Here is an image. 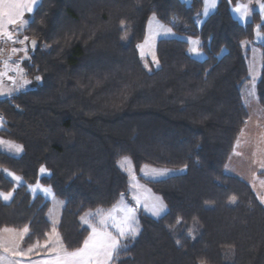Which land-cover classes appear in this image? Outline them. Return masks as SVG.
Instances as JSON below:
<instances>
[{
  "label": "trees",
  "instance_id": "1",
  "mask_svg": "<svg viewBox=\"0 0 264 264\" xmlns=\"http://www.w3.org/2000/svg\"><path fill=\"white\" fill-rule=\"evenodd\" d=\"M238 1L221 0L200 23L204 0H43L26 29L40 43L24 65L34 87L0 100V135L24 150L0 153V192L13 193L8 202L0 196V231L28 228L27 247L47 240L51 204L30 189L40 183L66 202L64 247H81L89 234L81 216L129 196L118 161L130 156L138 169L185 172L148 182L168 211L160 219L141 215L140 235L122 245L114 264H264V205L226 173L250 119L243 43L259 22L257 12L255 23L237 21ZM152 16L200 38L207 58L192 57L187 40L163 39L159 67L149 66L138 46Z\"/></svg>",
  "mask_w": 264,
  "mask_h": 264
},
{
  "label": "rangeland",
  "instance_id": "2",
  "mask_svg": "<svg viewBox=\"0 0 264 264\" xmlns=\"http://www.w3.org/2000/svg\"><path fill=\"white\" fill-rule=\"evenodd\" d=\"M188 1L190 2V0ZM262 4H264V0H239L236 3V7H232L233 17L237 21L244 24L255 23L254 12H257L259 14V22L256 23L254 27L252 41H246L243 43L247 56L248 81L242 90V97L249 110L250 127L244 134H242L235 147V151L237 150V153H234L232 166H234L235 162H239V164L236 163L234 167L228 169L226 168V173H234L235 175L238 173L239 178L244 180V182L250 187L264 190V181L257 175L256 172V169L262 167L264 163V109L259 104L257 91L263 67V51L261 46L264 45V8H261ZM238 6L246 7L247 14L244 15L243 12H236L235 9ZM202 16L203 12H200V17ZM31 20L32 16L29 20H26L25 22L22 21L19 27L15 26L13 28V35L16 43L15 49H17V51L21 53V57H24L27 61L30 59L29 43L31 39L26 35V29L28 28ZM168 29H171V31H167ZM174 38L187 40L189 43V54L195 59L204 60L207 58L206 52L201 48L200 38L189 37L178 33L175 29H173V27L161 21L157 16H152L148 22L146 38L138 46L140 56L149 66L154 65L155 67H159L157 58L158 42L163 39ZM193 49H195V51H193ZM5 85H7V82H5ZM14 85L15 88H10L9 86L1 88L0 100H6L15 94H21L34 87V80L28 77L24 66H21ZM257 122L261 126H259ZM1 128L2 123H0V129ZM0 141H3V144H0V153L8 154L13 157H21L23 155V148L22 151L16 152L14 147L11 149L9 147L10 145L21 147V145L2 136H0ZM124 158H127V163H125ZM118 165L128 175L129 196L127 197L123 195L108 209L99 208L87 211L81 216L80 222L83 227L88 229L89 237L92 227H101L99 224L101 217L96 215L98 212L104 214L105 216L107 213L112 212V215L116 217L117 221H119L123 218L125 213L122 210L114 209H135L133 213V221H130V223H132V226L136 229V234L134 237H120L119 251L127 240L135 239L140 235L141 215H145L153 219H160L168 211V206L165 201L153 190L148 182L168 179L172 176L184 173L185 169H173L152 165H143L138 169L130 156L120 158ZM0 171H2V168H0ZM42 171L43 174L47 173L45 169ZM7 173L11 172H6V175L11 177ZM20 182V179L16 181V186H19ZM30 189L34 194H41L46 198V200L50 201L51 206L47 217L52 225L51 232L47 236V240L45 242H38L36 245L34 244L25 248L21 246V243L30 233L28 228L20 230L3 229L0 231V254L4 257V259L9 261L8 264H16V261L22 258H31V262L33 264H56L55 258L57 253L62 254L65 250L68 252L75 251L81 248L83 244L75 250H67L64 247L62 236L59 231V225L66 202L56 197L49 185L39 183L30 186ZM0 194L3 193L0 192ZM4 195L10 196L9 199H4L8 202L12 199L13 193ZM261 195H264V193L259 194V196ZM154 205L155 210L153 209ZM154 211L157 214H154ZM84 219L88 220L87 224L83 222ZM25 229H27V231H25ZM107 231L111 232L113 235L117 234L116 229L112 226L111 220H108ZM118 251L113 254V257L110 261H108V264H114V259L118 254Z\"/></svg>",
  "mask_w": 264,
  "mask_h": 264
},
{
  "label": "snow or ice",
  "instance_id": "3",
  "mask_svg": "<svg viewBox=\"0 0 264 264\" xmlns=\"http://www.w3.org/2000/svg\"><path fill=\"white\" fill-rule=\"evenodd\" d=\"M36 3V0H0V5H5V7L0 10V35L5 36L7 39H12L11 32L4 30L5 23L15 24L18 19H22V11L27 10L32 11V6ZM206 8L205 14H207V6L209 0H205ZM214 4V0H213ZM261 8H264V4L261 5ZM236 12H243L244 15L247 14L246 7L238 6L235 9ZM167 31H171L168 29ZM34 43V42H33ZM195 51V49H193ZM7 68V65H5ZM37 80H40L37 77ZM0 144H3V141H0ZM15 148L16 152L22 151L20 146H9ZM125 163H127V158H124ZM12 179L18 181L20 178L16 177L12 173H7ZM3 199L7 200L10 198L9 195L0 194ZM155 210V205L153 206ZM124 211V216L122 219L117 221L116 217L112 215V212L107 213L105 216L102 213H97L101 218L99 220L100 228L92 227L91 234L84 241L83 246L75 251L68 252L64 251L62 254L57 253L56 255V264H108L113 257V254L116 253L120 246V237L131 236L134 237L136 234V229L132 226L130 221H133V213L135 209H114ZM154 214H157L154 211ZM91 215V214H89ZM108 220L112 221V226L116 229L117 234L113 235L111 232L107 231ZM85 224L88 223L87 219H84ZM27 231V229H25Z\"/></svg>",
  "mask_w": 264,
  "mask_h": 264
},
{
  "label": "crops",
  "instance_id": "4",
  "mask_svg": "<svg viewBox=\"0 0 264 264\" xmlns=\"http://www.w3.org/2000/svg\"><path fill=\"white\" fill-rule=\"evenodd\" d=\"M43 0H36V3L32 6V11L29 12L27 10H23L22 11V19H18L17 23L15 24H7L5 23L4 25V30L7 32H11L12 34V39H7L5 36L0 35V90L2 87L4 86H9L10 88H15V81L17 79V75L19 73V70L21 68V66L25 65V61H27L24 57H21V53H19L17 51V49H15V39H14V31L13 28L15 26L19 27V25L23 22H25L26 20H29L31 18V16H33L36 12V10L38 9V7L40 6L41 2ZM183 2H186L188 0H181ZM221 0H214V4H213V0H209L208 6H207V14H205V8H206V3L204 0V8H203V16L201 19L200 23H203L206 19H208L211 15H213L215 13V11L217 10L219 3ZM5 7V5H0V10H2ZM236 7V5L234 6ZM256 12H254L255 15ZM29 55H30V51H29ZM5 65H7V68L5 67ZM5 82H7V85H5ZM18 94H15L14 96L8 98L11 99L13 97H15ZM258 124V122H257ZM259 126H261L260 124H258ZM250 127V119L248 120L247 126L245 128V130L243 131L242 134L245 133V131H247ZM241 134V136H242ZM1 136V135H0ZM240 136V138H241ZM239 138V139H240ZM239 142V140H238ZM237 142V144H238ZM237 151V150H236ZM236 151H234V153H237ZM234 153L232 155V157L230 158L228 165H227V169L234 167L237 164H239V162H235L234 166H232V161H233V156ZM259 162V161H258ZM257 175L259 177H261V179H263L264 181V177L260 176V173L264 172V163L262 165V167H260L259 169H256ZM234 176L239 177L238 173H236V175L234 173H228ZM244 181V180H243ZM252 188V187H251ZM254 188H252L253 190ZM254 193L256 194V196L258 197V199L260 200V202L264 205V195L259 196V194H263L264 190L261 189H254L253 190ZM26 238L23 239L21 246L22 247H27L24 244ZM36 245V244H35ZM30 247V246H29ZM9 261L7 259H4V257L0 254V264H8ZM16 264H33L31 262V258H22V259H18L16 261Z\"/></svg>",
  "mask_w": 264,
  "mask_h": 264
},
{
  "label": "water",
  "instance_id": "5",
  "mask_svg": "<svg viewBox=\"0 0 264 264\" xmlns=\"http://www.w3.org/2000/svg\"><path fill=\"white\" fill-rule=\"evenodd\" d=\"M39 45H40V43L36 39L30 40L29 46H30V51H31L32 56H34L36 54V51L39 48Z\"/></svg>",
  "mask_w": 264,
  "mask_h": 264
},
{
  "label": "built area",
  "instance_id": "6",
  "mask_svg": "<svg viewBox=\"0 0 264 264\" xmlns=\"http://www.w3.org/2000/svg\"><path fill=\"white\" fill-rule=\"evenodd\" d=\"M4 120V115L2 112H0V122H2Z\"/></svg>",
  "mask_w": 264,
  "mask_h": 264
}]
</instances>
